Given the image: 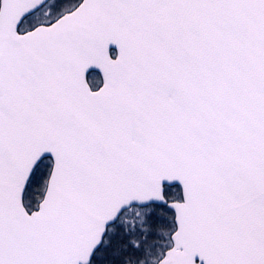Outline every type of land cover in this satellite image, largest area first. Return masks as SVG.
Returning a JSON list of instances; mask_svg holds the SVG:
<instances>
[{
	"label": "snow or ice",
	"instance_id": "1",
	"mask_svg": "<svg viewBox=\"0 0 264 264\" xmlns=\"http://www.w3.org/2000/svg\"><path fill=\"white\" fill-rule=\"evenodd\" d=\"M0 264H264V0H0Z\"/></svg>",
	"mask_w": 264,
	"mask_h": 264
}]
</instances>
